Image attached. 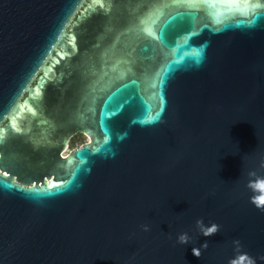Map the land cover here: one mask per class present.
I'll use <instances>...</instances> for the list:
<instances>
[{
	"label": "water",
	"instance_id": "1",
	"mask_svg": "<svg viewBox=\"0 0 264 264\" xmlns=\"http://www.w3.org/2000/svg\"><path fill=\"white\" fill-rule=\"evenodd\" d=\"M49 114L90 140L14 182ZM0 264H264V11L0 0Z\"/></svg>",
	"mask_w": 264,
	"mask_h": 264
},
{
	"label": "flooded vegetation",
	"instance_id": "2",
	"mask_svg": "<svg viewBox=\"0 0 264 264\" xmlns=\"http://www.w3.org/2000/svg\"><path fill=\"white\" fill-rule=\"evenodd\" d=\"M88 1V0H87ZM242 4L251 8V11H264V0H240ZM137 69V68H136ZM75 95V94H74ZM77 95V94H76ZM70 95L65 96V101H70L74 98ZM26 97V94L23 98ZM53 101L55 100L52 99ZM50 100V102H52ZM70 114L64 115L63 123L60 125L58 122V116L54 114H49L46 116L47 125L45 126V134L40 137L39 145L36 143L31 144L28 136L24 133L26 129H34L36 127L35 123L39 117L34 115H26L19 119L18 129L21 130V135L17 137H11L7 140L8 144L11 145H21L23 147L13 148L12 150L24 151V157L27 159V162H21L19 160V166L22 164L25 165H35L37 171L32 169L28 170L27 168L21 169V175L10 174L14 182L19 184L28 183L33 185L37 183L40 185L43 182H47L50 179H53L55 176L60 174L63 169L58 165L60 163L59 158H64L67 156L73 149L81 146L83 143L90 140L89 136L81 131H73L69 136L67 144L63 147L62 140L66 137L67 134H70V125L69 118ZM68 119V120H67ZM66 120V122H65ZM9 119L6 118L1 126H4L8 123ZM35 131V130H34Z\"/></svg>",
	"mask_w": 264,
	"mask_h": 264
}]
</instances>
